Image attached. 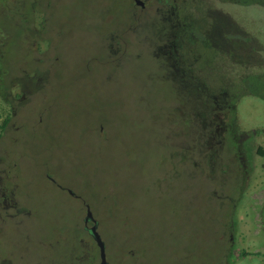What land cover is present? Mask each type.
Instances as JSON below:
<instances>
[{
	"label": "rangeland",
	"instance_id": "374dc122",
	"mask_svg": "<svg viewBox=\"0 0 264 264\" xmlns=\"http://www.w3.org/2000/svg\"><path fill=\"white\" fill-rule=\"evenodd\" d=\"M175 2L188 5L175 7L182 27L186 17L201 33L185 44L214 69L145 104L172 87L157 44L170 31L163 2L154 12L127 0H0V264H100L87 198L115 264H264V99L245 75L264 63L210 51L203 26L224 7L264 59V7ZM109 36L106 79L86 65ZM242 79L249 87L223 115L228 83ZM206 124L199 141L175 144Z\"/></svg>",
	"mask_w": 264,
	"mask_h": 264
},
{
	"label": "flooded vegetation",
	"instance_id": "af4514ba",
	"mask_svg": "<svg viewBox=\"0 0 264 264\" xmlns=\"http://www.w3.org/2000/svg\"><path fill=\"white\" fill-rule=\"evenodd\" d=\"M36 2H44V1H48V0H34ZM217 2H220V0H215ZM132 3L133 5L141 8V9H150L151 11H157L159 8V5L161 2L164 3V8L163 12L161 14V18L164 21L169 22V27H170V31L167 32H163L162 34V38L161 40L157 43L159 46V49L162 50V53L164 56H162L163 58H165L166 63H167V68L165 69V75L167 77L168 80H170L172 82V87L168 90H172L175 85H176V92L173 94H177L179 91V88L181 87L180 82H182L183 85H187L189 84H195V83H199L201 84V79L198 77L199 72L197 70H202V71H206L207 69H214V67H211V64L206 65V66H198V64H200L201 60L198 59L196 60L194 58V54L192 49V45L189 44H185V38L184 36L187 37H195V34H198L199 36L201 35L200 32L194 31L195 27H190V25L188 24V19L186 17H184V21H186L188 27L187 29H184L182 27V25L180 24V20H179V10H177L175 7L176 5L180 6L179 8L182 10V6L188 7V5H186V3H182L179 4L177 2H175V0H127V3ZM232 2H234V7L238 8H244L247 11V14H249L250 12V8L255 9L254 7H259L256 5H260V3H256V2H251L249 0H232ZM126 3V5H127ZM43 4V3H42ZM153 4V5H152ZM263 5V4H261ZM229 7H232L229 6ZM264 7V5H263ZM175 14L176 16L174 17V21L171 22V19L173 16L169 17L168 12L171 11V13H173L175 10ZM211 8V6H210ZM220 11H219V16H217L215 18V15H211L210 19L205 21L203 23V26L205 27V29L207 30L208 27V38H209V42L204 46L209 48L210 51H212V49L215 51V53H219L222 56H229L230 57V50L234 48V46L241 40L243 39L241 37V34L238 33L237 30H234L233 27L228 26L226 24V20L228 18L232 19L233 23H237L238 25L245 27L243 24H241L243 21V19H239L237 16H234L230 11H226L224 7H220ZM211 13V11H210ZM217 14V13H215ZM163 15V16H162ZM223 15V17H222ZM222 17V18H221ZM241 17V16H240ZM140 19V18H138ZM229 22V21H227ZM174 24H176L177 26H179L178 30L173 31V27ZM197 27V26H196ZM200 28V27H198ZM205 39V38H204ZM109 42L106 43L107 47H104V49L106 50V53L104 55H94L93 57L89 58L87 61V70L88 72H93V70L96 69V67H99V72L102 73V76L106 79L110 78V71H108L107 66L110 65V36H109ZM49 41V38L48 40ZM210 43V44H209ZM123 41L118 42L113 44V49H112V53L111 55L114 56V54H116L117 50H119V48L122 46ZM179 46V47H178ZM182 50V53H179L178 51ZM213 54V52H212ZM255 54H258V51L256 50ZM104 56H106V58L104 59ZM211 58H209L208 61ZM232 59V58H231ZM236 62V61H235ZM183 65H182V64ZM210 63V62H209ZM239 63V62H237ZM240 64V63H239ZM95 68V69H92ZM105 72V75H104ZM196 72V73H195ZM258 73H262V72H258V71H248L247 73L245 72V75H258ZM259 80V76H257L256 78H254L253 84L257 86V82ZM246 80L242 79V80H237L236 81V86L233 85V83H228L230 86V91L227 92L226 95H224L225 97H223L224 100V105H219V109L222 111V114H226L227 112L230 114V112L232 111L231 108L233 107V105H235L237 103V101L239 100L238 97H240L242 94V91L240 92V89H244L245 87V83ZM234 87H237V93L236 92H232V90L234 89ZM258 96V95H257ZM182 99L183 103H186V99L185 98H180ZM181 104V105H182ZM179 107V105H177V108ZM230 111V112H229ZM228 114V116H229ZM189 118V117H187ZM190 122L193 123V119L190 118ZM222 123L225 125V120H222ZM208 128V125L206 124V126L200 128L201 132L200 134L196 137V140L193 142H197L201 139L202 134L204 131H206L205 129ZM206 165V163L204 164ZM52 181L54 182L55 180L52 179ZM55 185L61 187L60 184L56 183ZM80 195H76V197H79ZM81 197V196H80ZM2 201V200H1ZM18 201V200H16ZM19 203V202H18ZM93 216L94 219L96 221V227L97 230L99 231L100 228V221L97 219L94 211H93ZM82 222L84 223V227L85 230L87 231V233H89L90 235H92V237H94V235L92 234L90 228L88 227V222L86 221V213L84 218L82 219ZM100 233V232H99ZM101 258H100V264H101ZM108 264H111L110 262Z\"/></svg>",
	"mask_w": 264,
	"mask_h": 264
},
{
	"label": "trees",
	"instance_id": "16d2710c",
	"mask_svg": "<svg viewBox=\"0 0 264 264\" xmlns=\"http://www.w3.org/2000/svg\"><path fill=\"white\" fill-rule=\"evenodd\" d=\"M249 1L264 5V0H249ZM226 24L228 26L233 27L234 30H237L238 33H240L241 37L243 38L234 46L233 49L230 50V57L236 62H239V61L245 62V65L247 64L255 65L256 63H260V64L264 63V59L261 56L255 55L256 50L259 51L260 49H262L260 41L255 36H253L252 33L249 30H247L246 27H242L238 25L237 23H233L232 19L230 18L226 20ZM259 72H262V73H258V75H254V76L253 74L248 75V76H249V79L252 80L250 82V85H254L253 84L254 78L259 76L257 86L252 88L251 90H253L256 95L264 99V73L263 71H259ZM244 84H245L244 89L249 87L247 80ZM232 92L237 93V87H234Z\"/></svg>",
	"mask_w": 264,
	"mask_h": 264
},
{
	"label": "water",
	"instance_id": "95a60500",
	"mask_svg": "<svg viewBox=\"0 0 264 264\" xmlns=\"http://www.w3.org/2000/svg\"><path fill=\"white\" fill-rule=\"evenodd\" d=\"M175 92H176V85L172 90L156 93L149 98L143 99V102L145 104H149L151 101L155 102V101H158L160 99H164V98L168 97L171 93L173 94ZM195 140H196V138H194L193 140L192 139L191 140L190 139L180 140V141H177L175 144L181 145V144L189 143L191 141L194 142ZM85 213H86V221L88 222V227L90 228L92 234L94 235V238L97 241V244H98L99 249H100V257L102 260L101 264H108L109 262L111 264H115L112 262L111 254L109 252V249H108L106 242L104 241L101 234L97 230L96 221H95L94 216H93V210L91 207V199L90 198H87ZM137 220H138V216L136 215V209H134L132 211V221H131L132 232L136 231V228L134 226H135ZM139 248H142L145 251H148L149 253L154 254L148 246L143 244V242L141 240H140Z\"/></svg>",
	"mask_w": 264,
	"mask_h": 264
}]
</instances>
